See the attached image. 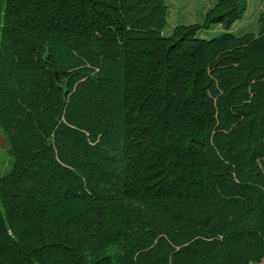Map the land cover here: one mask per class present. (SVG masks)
<instances>
[{
    "label": "trees",
    "instance_id": "obj_1",
    "mask_svg": "<svg viewBox=\"0 0 264 264\" xmlns=\"http://www.w3.org/2000/svg\"><path fill=\"white\" fill-rule=\"evenodd\" d=\"M166 1L0 0V264L264 258V0Z\"/></svg>",
    "mask_w": 264,
    "mask_h": 264
},
{
    "label": "rangeland",
    "instance_id": "obj_2",
    "mask_svg": "<svg viewBox=\"0 0 264 264\" xmlns=\"http://www.w3.org/2000/svg\"><path fill=\"white\" fill-rule=\"evenodd\" d=\"M215 2L216 0H167V19L162 34L168 35L175 25L202 23L206 10L214 5ZM247 4V10L243 19L236 21L230 28V32L234 34L241 32H257L261 5L258 0H247ZM223 31L220 25H215L208 29L200 30L198 36L210 39ZM11 162L12 157L8 153L4 137L0 133V175L9 171ZM253 264H264V258L259 263Z\"/></svg>",
    "mask_w": 264,
    "mask_h": 264
},
{
    "label": "water",
    "instance_id": "obj_3",
    "mask_svg": "<svg viewBox=\"0 0 264 264\" xmlns=\"http://www.w3.org/2000/svg\"><path fill=\"white\" fill-rule=\"evenodd\" d=\"M55 77L58 78L56 73H55Z\"/></svg>",
    "mask_w": 264,
    "mask_h": 264
}]
</instances>
